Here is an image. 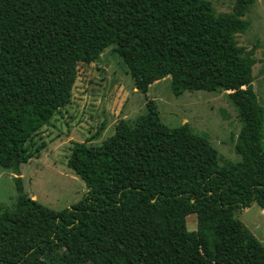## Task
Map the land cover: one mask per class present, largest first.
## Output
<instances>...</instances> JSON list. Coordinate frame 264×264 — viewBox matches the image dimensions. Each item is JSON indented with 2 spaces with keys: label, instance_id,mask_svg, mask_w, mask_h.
<instances>
[{
  "label": "trees",
  "instance_id": "trees-1",
  "mask_svg": "<svg viewBox=\"0 0 264 264\" xmlns=\"http://www.w3.org/2000/svg\"><path fill=\"white\" fill-rule=\"evenodd\" d=\"M257 1L218 14L207 0H0V167L20 175L44 149L35 136L72 103L79 65L112 46L139 92L168 77L176 97L227 91L242 123L239 163L221 165L188 123L169 127L155 101L101 145L73 143L67 164L87 195L54 211L16 177L14 210L0 205V264H264V245L237 216L264 211L258 46L236 38Z\"/></svg>",
  "mask_w": 264,
  "mask_h": 264
},
{
  "label": "rangeland",
  "instance_id": "rangeland-1",
  "mask_svg": "<svg viewBox=\"0 0 264 264\" xmlns=\"http://www.w3.org/2000/svg\"><path fill=\"white\" fill-rule=\"evenodd\" d=\"M207 1L218 14L232 12L236 3V0ZM244 19L250 27L236 38L248 50L258 46L253 88L264 105V0H258ZM114 47L104 51L98 61L79 65L72 103L35 136L36 147L44 145V149L35 152L33 159L21 167L20 175L0 167V205L5 211L14 210L17 202L16 177L22 178L29 197L54 211L70 209L81 201L88 193L87 186L67 164L73 143L101 145L115 133L120 121L134 122L146 113L149 101L156 102L163 122L169 127L188 123L196 134L208 139L218 151L221 165L226 161H242L236 151L242 123L236 105L229 98L230 92L196 91L176 97L168 77L143 94L136 89ZM237 216L264 245L262 208L254 204ZM187 226L189 231L197 230L195 214L187 218Z\"/></svg>",
  "mask_w": 264,
  "mask_h": 264
},
{
  "label": "crops",
  "instance_id": "crops-1",
  "mask_svg": "<svg viewBox=\"0 0 264 264\" xmlns=\"http://www.w3.org/2000/svg\"><path fill=\"white\" fill-rule=\"evenodd\" d=\"M156 83H159V82H156ZM156 83H155V84H156Z\"/></svg>",
  "mask_w": 264,
  "mask_h": 264
}]
</instances>
